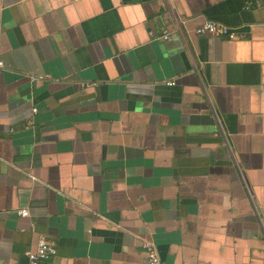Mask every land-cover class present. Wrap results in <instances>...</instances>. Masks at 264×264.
I'll return each mask as SVG.
<instances>
[{
    "label": "crops",
    "instance_id": "1",
    "mask_svg": "<svg viewBox=\"0 0 264 264\" xmlns=\"http://www.w3.org/2000/svg\"><path fill=\"white\" fill-rule=\"evenodd\" d=\"M0 61V264H264V0H0Z\"/></svg>",
    "mask_w": 264,
    "mask_h": 264
},
{
    "label": "built area",
    "instance_id": "2",
    "mask_svg": "<svg viewBox=\"0 0 264 264\" xmlns=\"http://www.w3.org/2000/svg\"><path fill=\"white\" fill-rule=\"evenodd\" d=\"M254 1H250L245 5V8H250L253 5ZM195 33L198 35H215L227 37L229 39H235L237 37V32L228 27L227 25L218 23L212 20H206L201 25L195 29ZM171 37V33L164 32L160 38L168 40ZM0 65H3V62L0 61ZM42 75H33L31 77L32 81H37L43 79ZM174 81H168L167 85H174ZM36 110V109H34ZM18 214L22 217L30 215V211L27 208L19 209ZM143 247L146 252V258L148 264H170L168 261L164 260L160 255L157 247L151 241H145ZM56 244L52 241L47 240L45 237H41L37 243L36 249L34 251H28V261L29 264H39L40 261L51 259L57 254Z\"/></svg>",
    "mask_w": 264,
    "mask_h": 264
}]
</instances>
